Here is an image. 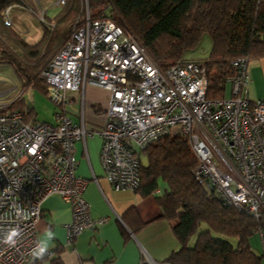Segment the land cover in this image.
<instances>
[{"label":"built area","instance_id":"obj_1","mask_svg":"<svg viewBox=\"0 0 264 264\" xmlns=\"http://www.w3.org/2000/svg\"><path fill=\"white\" fill-rule=\"evenodd\" d=\"M64 3V0H62ZM6 24L10 22L6 20ZM247 57L233 61L226 78L231 95L206 98V69L192 61L160 69L132 33L107 17L87 13L75 20L70 39L43 72L46 96L58 110L54 122L25 119L9 109L22 93L0 99V264H33L39 245L36 222L41 203L57 194L71 207L66 244L106 221L94 219L83 197L86 180L76 175L75 143L97 134L105 178L115 189L139 185L140 157L150 143L183 136L196 158L195 180L214 196L246 214L264 213V98L250 99ZM109 93L105 121L88 127L66 113L69 92L84 86ZM16 229L15 245L5 236ZM262 244L264 235L259 232ZM47 250L42 258L52 255ZM264 255V253H263Z\"/></svg>","mask_w":264,"mask_h":264},{"label":"trees","instance_id":"obj_2","mask_svg":"<svg viewBox=\"0 0 264 264\" xmlns=\"http://www.w3.org/2000/svg\"><path fill=\"white\" fill-rule=\"evenodd\" d=\"M20 1L0 0V63L12 69L22 90L9 109H18L29 119L35 113L23 92L32 88L46 95L42 74L70 39L82 0H65L68 6L50 24L43 22L42 35L34 43L3 20V10ZM86 4L91 18H110L132 33L160 69L188 58L204 66L208 99L224 97L226 78L237 71L234 60L264 56V0H86ZM204 34L210 38L209 53L193 59L190 53ZM142 154L146 163L140 161L134 191L153 194L162 181L164 189L156 195L161 218L176 220L178 248L162 264H262V255L252 250L249 238L255 232L264 235V213L250 216L200 185L192 174L196 158L183 136L162 137ZM134 216L132 209L127 210L124 220ZM51 262L57 264L55 259Z\"/></svg>","mask_w":264,"mask_h":264},{"label":"crops","instance_id":"obj_3","mask_svg":"<svg viewBox=\"0 0 264 264\" xmlns=\"http://www.w3.org/2000/svg\"><path fill=\"white\" fill-rule=\"evenodd\" d=\"M246 71L248 97L264 98V56L248 59ZM5 92L0 91V96ZM81 94L85 124L91 128L101 126L105 121L103 111L108 104V91L86 84L80 91L69 92L71 102L66 113L73 122L80 120ZM100 146L97 134L75 143V173L86 180L83 197L89 204L91 217H105L106 221L95 229L80 232L71 244H66L67 226L72 221L71 207L57 194L48 196L41 203L36 231L39 244L46 240L47 231L54 233L47 249L53 253L33 264H52V259L57 264H162L161 261L178 248L173 233L176 220L161 218L156 202L160 189L141 196L134 190L113 188L105 178ZM131 209L135 216L127 222L124 213ZM249 243L256 254L262 255L264 264L262 241L252 243L249 238Z\"/></svg>","mask_w":264,"mask_h":264},{"label":"rangeland","instance_id":"obj_4","mask_svg":"<svg viewBox=\"0 0 264 264\" xmlns=\"http://www.w3.org/2000/svg\"><path fill=\"white\" fill-rule=\"evenodd\" d=\"M65 4V0L64 3H62V0H21L3 10V20L5 23L8 20L10 22L9 26L14 28L28 43H34L41 37L43 22L50 24L52 19L58 15L61 8L65 9L68 6V4L66 6ZM80 10L81 14L78 13L80 15L77 17L79 18L78 21H81L86 13L89 15L86 0L80 2ZM210 46V38L207 34H204L197 47L190 53L191 58L203 59L207 57ZM191 60L187 59V61ZM13 86H15V91H18L20 89L19 80L8 65L0 63V91H7L0 96V99H10L16 93L12 88ZM230 95L231 84L226 82L224 96L229 97ZM23 96L26 102L30 106H33L35 118L38 121L48 123L54 121V113L58 110V106L46 95L38 90L27 88L24 90ZM140 161L142 164L146 163L144 154L141 155ZM158 185L159 191H163V182L159 180ZM250 240L252 243L253 241L258 242V240L261 242L259 233L255 232L252 234Z\"/></svg>","mask_w":264,"mask_h":264},{"label":"clouds","instance_id":"obj_5","mask_svg":"<svg viewBox=\"0 0 264 264\" xmlns=\"http://www.w3.org/2000/svg\"><path fill=\"white\" fill-rule=\"evenodd\" d=\"M19 235L16 229H12L4 238V243L8 245H15L16 237ZM46 240L41 241L37 248L33 251V256L37 258H42L48 249V241H51L54 238V233L52 231H47L45 233Z\"/></svg>","mask_w":264,"mask_h":264}]
</instances>
